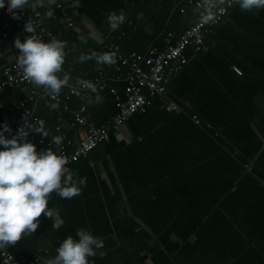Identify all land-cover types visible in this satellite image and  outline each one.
<instances>
[{"label":"crops","instance_id":"crops-1","mask_svg":"<svg viewBox=\"0 0 264 264\" xmlns=\"http://www.w3.org/2000/svg\"><path fill=\"white\" fill-rule=\"evenodd\" d=\"M56 3L68 9L66 21L72 27L46 15ZM32 4L29 0L23 7L39 11L68 42L61 75L68 73L69 80L61 92L91 80L88 68L96 65L93 53L113 52L109 45L119 46L116 62L99 71L104 85L90 87L87 97L77 94L65 100L71 109L86 105V116L97 125L117 114L116 106L111 110V100L102 99L96 110L88 105L93 106V89L108 91L114 103L110 89L123 91L127 70L121 67L116 72L118 55L131 51L144 55L152 46L161 49L167 32L180 33L194 18L190 10L180 12L178 0H55L52 5L44 0L36 8ZM167 9L169 29L158 32L155 44L145 40L157 33L154 22ZM121 10L131 22L121 24L128 26L129 36L126 32L115 42L112 35L122 30L111 35L107 16ZM175 10L181 16L172 25ZM7 12V3L0 5V27ZM136 35L141 42L134 39ZM15 38L0 41V74L17 62ZM126 41L135 48L121 52ZM81 55L91 58L81 61ZM108 69L112 73L105 76ZM24 97L15 90L3 100L11 106ZM82 99L86 102L79 105ZM30 103L48 133L57 134L55 128L61 123L69 137L78 134L68 128L72 110L63 106L49 110L42 95ZM167 104L175 108L168 111ZM30 139L44 149L37 145L35 133ZM51 149L55 151L56 145ZM245 164L252 170H246ZM68 172L86 177V184L71 199L54 192L48 207L58 210V215L41 213L38 227L8 246L19 261H27L38 249L48 250L51 258L64 238L75 237L76 229H88L103 240L88 258L90 264H264V8L246 11L235 4L206 37L205 48L188 52L182 68L171 76L166 94L151 99L146 113L111 129L109 139L72 162Z\"/></svg>","mask_w":264,"mask_h":264},{"label":"built area","instance_id":"built-area-1","mask_svg":"<svg viewBox=\"0 0 264 264\" xmlns=\"http://www.w3.org/2000/svg\"><path fill=\"white\" fill-rule=\"evenodd\" d=\"M29 0H27L28 2ZM180 12L185 14L192 11L194 18L191 22L181 29L180 33L174 34L167 32L162 40L163 48L155 46L150 47L146 54L131 51L118 55L119 66L115 67L116 72H120L121 67L126 66L125 86L120 93L115 88L110 89L115 99L117 114L104 125H97L86 116V105H81L76 109H71L65 100L70 99L73 95L81 94L87 97V91L90 87H96L103 84L101 72H98L92 80L80 84L77 87H71L67 92L55 93L45 89L43 86L34 85L23 73L22 68L14 62L4 67L0 74V128L7 124L12 132L5 133L6 138L15 134L17 129L25 123H31L39 126L38 118L35 117L29 106L35 98L42 95L44 105L49 110H59L62 106L66 110H72L73 118L68 122V128L78 130L75 137H69L68 132L64 131L63 126L59 123L55 130L57 134L48 133L47 136L42 133H35L37 145L43 148H51L56 145L52 141L53 135H61L63 140L60 145H56L58 154L67 157L68 164L66 173L72 162L78 158H85L99 144L109 139L111 129L121 126L125 120L135 114H144L151 103V99L166 94L167 86L171 76L177 73L187 59L188 52H199L205 48V39L208 35L213 34L216 28L223 22L230 9L237 4L236 0H178ZM26 2V3H27ZM18 18L7 12V19L0 27V41H6L11 37H17L21 33V40L24 35H31L24 31V24L31 22L36 28L37 34L43 39L48 40L51 37H60L49 26V22L42 18L39 11H30L22 8L14 9ZM68 9L62 3H56L53 14L50 16L53 21H62L68 27L72 23L66 21ZM124 23L131 25L124 19ZM109 33L114 34L113 30ZM126 32L121 31L115 34L114 41L122 39ZM66 41V40H64ZM67 42V41H66ZM110 50L117 53L119 46L117 44L109 45ZM68 42L66 43V58L68 57ZM106 63H103L105 65ZM234 72L242 75V71L236 67ZM104 85V84H103ZM19 90L24 94V98L18 102H12L9 106L3 100L8 91ZM173 104H167L168 111L174 109ZM196 124L200 123L196 116H193ZM2 147V146H0ZM41 149L37 148V151ZM248 171L252 170L249 164L244 165ZM54 191L50 193L49 200L55 197ZM48 250L38 249L37 253L27 261H19L12 252L6 249H0V264H44L48 258Z\"/></svg>","mask_w":264,"mask_h":264},{"label":"clouds","instance_id":"clouds-1","mask_svg":"<svg viewBox=\"0 0 264 264\" xmlns=\"http://www.w3.org/2000/svg\"><path fill=\"white\" fill-rule=\"evenodd\" d=\"M27 0H0V5L7 3L8 11L14 18L18 15L14 9L21 10ZM44 0H33V8L42 6ZM48 5L55 0H47ZM241 10L253 11L264 8V0H236ZM53 9L48 8L46 15L51 16ZM123 10L111 11L107 16L108 26L116 30L124 22ZM24 31L32 33L24 35L23 40L17 36L14 47L18 50L17 64L25 76L37 86L59 93L69 80L68 73L63 72L62 65L66 57V41L51 37L43 39L36 32L31 22L24 24ZM116 53L104 51L93 53L98 64H114ZM81 55L80 60L89 59ZM97 102L102 97H95ZM12 129L5 124L0 128V249L20 240L22 235L33 232L40 221L37 219L44 213L51 217L53 211L48 207L49 195L53 191L61 198L71 199L82 191L86 177H75L67 172V157L58 154L51 148L37 151L36 144L30 139V133H42L47 136L44 121L39 126L25 123L16 133L6 138L5 133ZM61 135H53L52 141L60 145ZM63 220H59V227ZM103 245V240L88 229H76L75 237L68 235L56 248V255L46 258L44 264H90L89 257L95 255V249Z\"/></svg>","mask_w":264,"mask_h":264},{"label":"trees","instance_id":"trees-1","mask_svg":"<svg viewBox=\"0 0 264 264\" xmlns=\"http://www.w3.org/2000/svg\"><path fill=\"white\" fill-rule=\"evenodd\" d=\"M169 15H170V10L167 9V11L165 13H163L161 16H159V18L156 19V22H154V23H156L157 33H153V34L149 35L148 37H146L145 40H148L149 42H151L153 44H155L157 42L156 39L158 37V34L160 32H162V31H164V30H168L169 27L171 26L169 24H167V26H166V20L168 19ZM180 16H181V13L179 12V10H175V12L171 15V17H172L171 18L172 25H176V23L180 19ZM127 28H128V26H126V25L125 26L120 25L118 29H121L122 31L127 32V35L129 36V34H128V29L129 28L128 29ZM110 30H112V29H109V31ZM113 31H115V30H113ZM112 36L115 39V35H112ZM139 38L140 37L138 35H136L134 37V39L140 41ZM125 40H126V38H125ZM145 42H147V41H145ZM143 43H144V41H143ZM138 45L139 44H137V46ZM134 46H135V44H134ZM134 46H132L131 44H129L126 41L125 43L122 44V46H121L122 48H120V50H121V52H127V51H130V50L134 49L135 48ZM95 64L96 65L93 67V69L92 68H88V71L91 72V77L92 78L96 77V75L98 74L99 71L104 72V70H105L104 67H103V64H102L101 69H100V66L97 64V61L96 60H95ZM125 69L127 70V67L126 66H123L122 67L123 72L126 71ZM111 73H112V71L110 69H108L107 73H105V76H109ZM91 77H90V79L92 80ZM110 83L113 84V82H110ZM91 91H92L91 93H92V100H93L92 103H93V106H91V104H89L88 105L89 106V110H96V107L98 106V102L96 101L95 97L97 95L101 96L102 99H106V100H109V101L111 100L112 101V109L111 110H115V103H114L113 97L108 93V91L107 92L106 91L100 92V91H98V89H93ZM85 102L86 101L82 99V100H80L78 102V104L81 105V104H83ZM73 103H72V106H74ZM32 104H33V102H32ZM29 105H31V103ZM93 107H94V109H93ZM52 120H54V119H52ZM30 135H31V133H30Z\"/></svg>","mask_w":264,"mask_h":264}]
</instances>
